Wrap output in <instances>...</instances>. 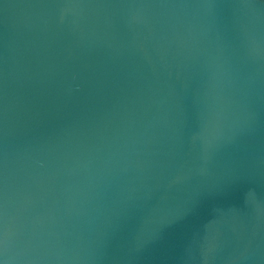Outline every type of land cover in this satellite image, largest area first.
Segmentation results:
<instances>
[{"label":"water","instance_id":"water-1","mask_svg":"<svg viewBox=\"0 0 264 264\" xmlns=\"http://www.w3.org/2000/svg\"><path fill=\"white\" fill-rule=\"evenodd\" d=\"M0 264H264V0H0Z\"/></svg>","mask_w":264,"mask_h":264}]
</instances>
